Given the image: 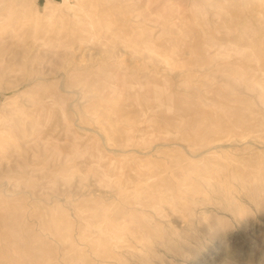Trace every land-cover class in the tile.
Segmentation results:
<instances>
[{
  "label": "rangeland",
  "instance_id": "374dc122",
  "mask_svg": "<svg viewBox=\"0 0 264 264\" xmlns=\"http://www.w3.org/2000/svg\"><path fill=\"white\" fill-rule=\"evenodd\" d=\"M45 1L0 0V264H264V0Z\"/></svg>",
  "mask_w": 264,
  "mask_h": 264
},
{
  "label": "bare ground",
  "instance_id": "6f19581e",
  "mask_svg": "<svg viewBox=\"0 0 264 264\" xmlns=\"http://www.w3.org/2000/svg\"><path fill=\"white\" fill-rule=\"evenodd\" d=\"M25 2H22V4H23V7H28L29 5H30V3H33V5H34V8L35 9H37L38 10V5H37V2H36V0H24ZM101 1V0H100ZM132 1V0H131ZM225 1V0H224ZM54 2V3H53ZM65 2H67V0H65ZM128 2H130V0H117V1H113V2H111V4L109 5V8H111V9H114V10H117V9H123V8H129V11H132V10H136V8H133L132 7V4L130 5ZM260 2V1H259ZM56 3V1H54V0H46L45 1V3H44V5H43V11H44V13L46 14V15H52V13L54 12V8H53V4H55ZM98 3V2H97ZM132 3V2H131ZM209 3V2H208ZM264 3V2H263ZM99 4V3H98ZM208 5V4H207ZM210 5V4H209ZM212 5V4H211ZM210 5V6H211ZM230 5V4H229ZM65 6L66 7H72V5H66V3H65ZM209 6V7H210ZM231 6V5H230ZM77 7V6H76ZM56 8V7H55ZM106 8H108V7H103L102 9L104 10V9H106ZM71 10H73V9H71ZM181 10V11H180ZM218 11H219V14H221V15H224L225 17H230V15L232 14V12H230V9H228V8H226V7H223V6H220V7H218V9H217ZM183 10L181 9V6H178V12H182ZM234 15V14H233ZM0 17H1V15H0ZM4 17V16H3ZM206 18V17H205ZM57 20V19H56ZM224 21V20H223ZM261 21V20H260ZM263 23V22H262ZM211 24V23H210ZM259 24H261V23H259ZM226 26V25H225ZM243 27H244V24H241V23H236V25H234L233 27H226V29L224 28V30H223V34H224V36L225 37H227L226 39H231V38H233V40L231 39L230 41H234V48H235V50H239L238 52L240 53V54H242V56L241 57H243V58H247L248 57V54H245L244 52H242V50L240 51V49L242 48L243 49V47H242V42H244V41H249V36L248 37H242V35H238V31H241L242 29H243ZM15 29V28H14ZM99 28H97V29H94V30H92V31H89V30H83V32H89L91 35H95V34H97L98 32H99ZM237 30V31H236ZM242 32V31H241ZM250 32V31H249ZM253 32V31H252ZM251 33V32H250ZM167 34V33H166ZM185 34H186V32H185ZM185 34H184V36H185ZM189 34H191V33H189ZM245 34V33H244ZM168 37V36H167ZM187 37V36H186ZM188 37H189V35H188ZM76 39H78L79 41H81V40H83V38L81 37V36H76L75 37ZM215 38L214 37H206L205 39H204V43L205 42H207V41H210V43L209 44H213V46L214 45H216L217 43H216V39L214 40ZM86 40V39H85ZM239 40H241V41H239ZM253 41V40H252ZM82 42V41H81ZM86 42V41H85ZM90 42V41H89ZM190 43H192V41H189ZM183 43V42H182ZM223 43V42H222ZM221 44V43H220ZM224 44H225V42H224ZM246 44V43H245ZM190 45V44H189ZM223 45V44H222ZM225 46V45H224ZM221 47V46H220ZM231 47V46H230ZM247 47V46H246ZM249 47V46H248ZM225 49H226V47H225ZM244 50V49H243ZM237 53V52H236ZM254 53V52H253ZM163 57V56H162ZM249 57H250V55H249ZM160 59V58H159ZM253 61V60H252ZM251 61V62H252ZM106 62V61H105ZM253 66V65H252ZM264 73V72H263ZM113 75V74H112ZM111 75V76H112ZM262 76V75H261ZM262 81H264V80H262ZM134 88V86H132L130 89H133ZM83 92V91H82ZM130 93V92H129ZM264 93V92H263ZM83 95V94H82ZM169 98V97H168ZM164 101V100H163ZM8 104H10V105H12L13 104V99H10V100H8V102H7ZM257 103L260 105V106H263L264 105V94H262L261 96H258V98H257ZM155 106H153L151 109H149V110H153V108H154ZM2 116V115H1ZM201 121V120H200ZM180 123V122H179ZM206 129V130H205ZM205 131H204V134L205 133H207V131H209V130H217L218 132H220V128H219V126H211V124L210 125H207L206 127H205ZM218 143V142H217ZM164 144V143H163ZM223 144V143H222ZM215 146H218V144H214V145H211L210 146V148L205 152V154H214L215 153ZM214 148V149H213ZM157 149V148H156ZM188 152V151H187ZM201 152V151H200ZM194 155V154H193ZM185 171V170H184ZM174 174V173H173ZM137 175V174H136ZM136 175H134L135 177H141V176H136ZM139 175V174H138ZM204 174H199L198 176H200V177H202ZM194 177H196V176H194ZM190 178V177H189ZM197 178V177H196ZM136 179H138V178H135V180ZM151 180V179H150ZM156 180V179H155ZM201 180V179H200ZM203 183V182H202ZM155 185V184H154ZM169 187V186H168ZM167 187V188H168ZM158 191H151V192H146V191H141V192H139L138 194H137V196H136V198H133V197H131V193L129 192V193H127V194H117V196H116V198H118V200H119V202L120 203H123V204H125L127 207H126V209H124V207H123V211L122 212H119V211H121V208H119L118 210H117V212L112 216L113 218L111 219V222L113 223V222H115V224H117V221L122 217V214L123 213H126V214H128V213H130V212H139V213H147V216H148V218L149 217H156V215H162V211H161V207L159 206L163 201H166V202H173V199L175 198V196H174V194H173V192H171V191H169L168 189H163V188H161L160 186H158ZM150 198H152V199H150ZM154 200H155V202L156 203H154ZM121 207V206H120ZM148 208H150L149 210H147ZM152 211H153V213L154 214H152ZM150 220V219H149ZM103 221H105V220H103ZM102 220H100V221H98V223L97 224H95L94 226L95 227H97L96 229V232L98 233V237H100V238H106V240H113L115 243H117V240H119L118 239V237H120L118 234H116L114 231H113V229H112V225H107L106 224V221L105 222H103ZM153 221V220H152ZM126 227H130V228H132L133 227V225H130L129 226V224H126ZM132 231V230H131ZM17 235H18V233H17ZM129 240V238H128V236H125L124 237V240ZM125 240V241H126ZM123 241V240H122ZM127 244H128V242H127ZM122 251H123V249H122ZM124 253V252H123ZM67 258H69V256H67ZM65 259V258H64ZM74 259V258H73ZM86 260V259H85ZM91 261V260H90ZM89 263V262H88ZM97 264V263H96ZM100 264V263H99Z\"/></svg>",
  "mask_w": 264,
  "mask_h": 264
},
{
  "label": "clouds",
  "instance_id": "9594fccd",
  "mask_svg": "<svg viewBox=\"0 0 264 264\" xmlns=\"http://www.w3.org/2000/svg\"><path fill=\"white\" fill-rule=\"evenodd\" d=\"M224 264H234V261H233L231 258H227V259L224 261Z\"/></svg>",
  "mask_w": 264,
  "mask_h": 264
}]
</instances>
